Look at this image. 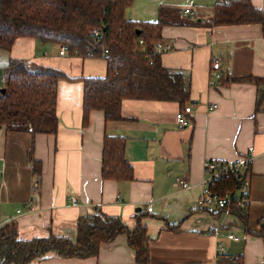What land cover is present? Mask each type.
<instances>
[{"label":"crops","instance_id":"0c3cea01","mask_svg":"<svg viewBox=\"0 0 264 264\" xmlns=\"http://www.w3.org/2000/svg\"><path fill=\"white\" fill-rule=\"evenodd\" d=\"M264 13V0H249ZM216 0H134L125 18L154 22L158 9L180 10L183 16L205 21ZM156 50L171 73L187 84L192 112L178 129V106L170 102L124 100L122 121H105L101 111L88 114L82 125L83 78L102 77V58L59 55L58 46L32 38L0 50V89L9 59H25L61 70L67 79L57 87L55 132H7L0 128V226L14 222L19 239L50 234L76 238L80 217L99 210L120 217L132 229L138 219L150 237V264H216L241 257L242 264H264V36L258 24L206 28L168 26ZM226 78L256 77L259 85L214 80L212 64ZM213 83V84H212ZM188 104V105H189ZM217 105L215 109H210ZM257 108V110H256ZM105 135L126 138L124 156L133 170L130 181L102 179ZM39 161V183L28 160ZM250 159L247 224L212 205L199 207L205 179L204 162ZM184 181L186 187L175 186ZM77 205L71 204V198ZM151 205V213L146 211ZM173 226L169 229L165 224ZM212 229V232H208ZM234 234L238 240L227 236ZM222 245L224 252L218 253ZM32 264H135L127 236H116L87 258L50 257Z\"/></svg>","mask_w":264,"mask_h":264},{"label":"trees","instance_id":"16d2710c","mask_svg":"<svg viewBox=\"0 0 264 264\" xmlns=\"http://www.w3.org/2000/svg\"><path fill=\"white\" fill-rule=\"evenodd\" d=\"M133 2L0 0V50L8 52L16 40L32 38L42 44L58 46V49L63 47L64 55L104 59V76L83 78L82 125L86 126L88 114L93 110L101 111L105 121L124 120L120 113L124 100L175 103L178 111L191 105L183 75L171 73L163 67L156 51V45L162 41L163 27L202 25L211 29L223 25L258 24L264 36V13L253 7L249 0H229L227 4L216 2L212 17L200 22L169 7H160L154 22L128 20L125 11ZM64 79L67 77L59 69L30 60L9 59L1 88L4 92H0V128L7 132L32 134L55 132L57 87ZM220 81L225 85L232 82L262 83L261 79L252 76L221 77ZM38 122L47 126L35 127ZM125 144V137L104 136L102 179L132 180L133 170L124 156ZM31 152L27 156L38 184L40 163L31 157ZM250 165L248 163L241 174H229L210 186L211 192L218 197H231L227 208L244 225L247 224L248 200L241 201L249 195V189L244 194L240 189L243 181L250 177ZM165 224L174 229L167 222ZM121 234L127 236L135 264H150V237L141 219L134 228L128 229L120 217L99 210L77 220L75 240L51 234L22 240L14 222L0 226V264H32L50 257H95L103 243ZM254 234L264 240V223ZM216 264H242V261L239 256L233 263L219 260Z\"/></svg>","mask_w":264,"mask_h":264},{"label":"built area","instance_id":"2783aa9c","mask_svg":"<svg viewBox=\"0 0 264 264\" xmlns=\"http://www.w3.org/2000/svg\"><path fill=\"white\" fill-rule=\"evenodd\" d=\"M218 3L227 4L229 3V0H216ZM141 42V41H140ZM170 44L160 42L156 45V50H162V49H169ZM64 48H59V54L64 55ZM220 64L218 62H214L212 64V69L214 72L212 73L214 80H219L221 78L218 70H219ZM213 84V83H212ZM217 105H212L210 109H215ZM192 112V106H186L183 111H178L175 114V122L178 127V129H182L186 127L189 123V119ZM250 163V159L244 158L241 159L238 162H226V161H219V160H206L204 162V175L205 179L202 181V191L200 196L197 199V204L199 207H205L206 205H212L216 207L217 209H223V213L228 215L230 214L227 205L231 201L230 196H225L223 198L218 197L216 194H213L210 190V186L215 183V181L221 179L224 176H227L229 174H241L245 168L246 165ZM2 175V171L0 170V176ZM1 184V180H0ZM175 186H181L186 187V183L184 181H180L178 183L174 184ZM249 189V179H246L243 181V184L241 186L240 192L242 194L248 192ZM248 200V195L245 197V199H242L241 203L246 202ZM71 204L76 206L77 205V199L75 197L71 198ZM146 211L151 213L152 207L151 205H148L146 208ZM208 232H212V229H209ZM230 240L237 241L238 238L234 234H229L227 236ZM224 252V248L222 245L218 246V253L222 255ZM227 261L233 263L235 259L233 257H226Z\"/></svg>","mask_w":264,"mask_h":264},{"label":"rangeland","instance_id":"374dc122","mask_svg":"<svg viewBox=\"0 0 264 264\" xmlns=\"http://www.w3.org/2000/svg\"><path fill=\"white\" fill-rule=\"evenodd\" d=\"M39 123H40V122L34 124V126H35V127H38L39 125H45V126H47V124H42V123L39 124ZM196 205H198V204L196 203Z\"/></svg>","mask_w":264,"mask_h":264},{"label":"water","instance_id":"95a60500","mask_svg":"<svg viewBox=\"0 0 264 264\" xmlns=\"http://www.w3.org/2000/svg\"><path fill=\"white\" fill-rule=\"evenodd\" d=\"M0 92H2V93H3V92H4V89H0Z\"/></svg>","mask_w":264,"mask_h":264}]
</instances>
